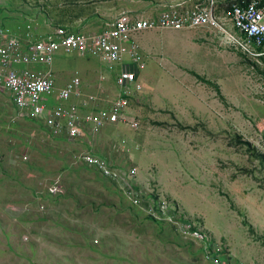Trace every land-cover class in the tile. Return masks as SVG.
Returning <instances> with one entry per match:
<instances>
[{
  "label": "rangeland",
  "instance_id": "rangeland-1",
  "mask_svg": "<svg viewBox=\"0 0 264 264\" xmlns=\"http://www.w3.org/2000/svg\"><path fill=\"white\" fill-rule=\"evenodd\" d=\"M142 1H92L105 17L93 32L121 13L153 18L169 9L166 0ZM38 2L0 0V25L32 40L48 33L33 5L50 3ZM204 2L179 0L176 7ZM154 41L138 39L141 47ZM213 54L212 63L195 57L183 65L197 74L186 88L174 61L155 55L162 64L150 65L143 55L140 74L148 73L130 100L138 128L107 126L76 141L18 117L0 90V264H264V54L249 59L227 45ZM119 70L78 56L53 65L58 88L77 77L101 107L118 94ZM85 154L122 180L103 178ZM123 181L131 194L121 191ZM53 185L62 189L58 196L48 191Z\"/></svg>",
  "mask_w": 264,
  "mask_h": 264
},
{
  "label": "built area",
  "instance_id": "built-area-1",
  "mask_svg": "<svg viewBox=\"0 0 264 264\" xmlns=\"http://www.w3.org/2000/svg\"><path fill=\"white\" fill-rule=\"evenodd\" d=\"M204 28L215 32L224 45L244 57L258 58L264 54L261 51L264 46V0H244L221 12L217 11L216 0H206L192 9L171 6L149 19L121 13L98 33H72L57 27L33 40L29 36L21 38L0 25V90L9 94L18 117L40 120L51 133L70 141L78 140L87 132L97 133L107 126L136 130L138 121L130 111V100L141 93L139 73L145 69V62L135 36L148 30ZM61 54L92 57L109 68L119 65L121 71L115 78L117 97L101 107L103 100L97 95L83 93L77 77L57 88L52 66ZM82 160L98 170L103 178L116 183L122 180L105 161L90 154L83 155ZM135 172V169L131 170L128 177H133ZM48 191L58 196L62 189L53 185ZM121 191L127 195L132 190L124 182ZM165 206L166 202L162 201L161 215L166 214ZM169 222L175 223L172 219ZM179 226L187 230L185 226ZM193 236L204 237L198 233Z\"/></svg>",
  "mask_w": 264,
  "mask_h": 264
},
{
  "label": "crops",
  "instance_id": "crops-1",
  "mask_svg": "<svg viewBox=\"0 0 264 264\" xmlns=\"http://www.w3.org/2000/svg\"><path fill=\"white\" fill-rule=\"evenodd\" d=\"M36 1H39V2L47 1L48 3H50V4H46V7L44 8L43 6L37 7L35 6L36 4L33 5L35 7L33 16H37L38 18L40 17L44 18L42 25H43V28H47L48 33L49 31H52L54 28L62 27L72 33H87V34L93 33L94 34L96 32H93V31L98 29L99 27V26H96V29H95L94 28L95 25H100L102 23V20L105 18L101 16L100 7L96 6V9L94 10L92 8V6L94 5L92 1H97V0H72L73 2L72 1L67 2V0H60V1L57 0L59 1V5L58 4L54 5V9H52L53 8L52 4H54L56 0H36ZM36 1L34 0V2ZM150 1L151 0L149 1L143 0L142 3H145L147 4L146 6H148V4L151 3ZM166 1H167L166 5H169V7L176 6V5L180 6L179 0H166ZM216 1H217V11L218 12L224 11L222 10L221 7L218 8L219 5L221 6L222 4L221 2H223V0H216ZM243 1L244 0H238L233 4H241ZM85 2H91V3L88 4L87 6V5H84ZM154 3H151V5H154ZM231 5H229V7ZM86 7H89V8L84 9ZM146 14H148L147 11H146ZM51 16H52V19H51ZM146 19H149V17H147ZM33 21L35 22V24L39 23V20L37 18H34ZM52 24L53 25L56 24L53 29H51ZM27 27L28 29L30 28L29 25ZM218 37L219 36L215 32H213L210 29H206V28L194 29V30H181V31L148 30V31L142 32L139 35L135 36V41L140 47L141 54L143 53L142 55H146V58H147L146 63H148V61H151L150 65L151 63L152 64H162V63H158V61H153L152 57H154L155 55H159L160 57H165L166 64H170L171 63L170 61H174L172 70L177 71L180 74V76L182 77L180 79L184 82V87L186 88L187 83L191 82V79H190L191 76L197 75V74H196V71H194L193 69L187 68L186 66H183V65H187L188 63L190 64L196 63L195 57H198V58L202 57L203 60L205 59V61H210V63H212L214 60V54H213L214 49L219 48L220 46L224 45L221 42V39H219ZM139 38L140 39L141 38L150 39V40L155 39V41L154 43L143 44V47H141V45L138 42ZM61 56L69 57V56H77V55L61 54L58 57H56V59ZM83 58L89 59L92 57H83ZM161 60H162L161 62H164L163 59ZM116 66H119V65H116ZM52 71H53V66H52ZM120 71H121V67H120L119 73ZM158 72H159V75L162 73V71H158ZM140 73H139V81L141 80L140 77H142L143 75L145 77L147 75L148 70L144 74H140ZM190 73H193V75ZM53 74H54V71H53ZM118 74H116V76ZM54 77H55V74H54ZM64 84H62V86ZM114 85H115V81H114ZM56 86H57V80H56Z\"/></svg>",
  "mask_w": 264,
  "mask_h": 264
},
{
  "label": "trees",
  "instance_id": "trees-1",
  "mask_svg": "<svg viewBox=\"0 0 264 264\" xmlns=\"http://www.w3.org/2000/svg\"><path fill=\"white\" fill-rule=\"evenodd\" d=\"M76 172H79V171H76ZM79 175V174H78Z\"/></svg>",
  "mask_w": 264,
  "mask_h": 264
}]
</instances>
